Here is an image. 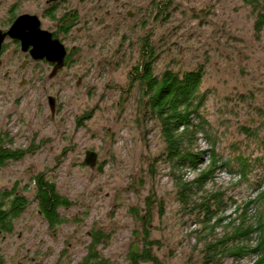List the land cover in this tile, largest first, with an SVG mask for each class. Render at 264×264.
<instances>
[{"label":"rangeland","instance_id":"rangeland-1","mask_svg":"<svg viewBox=\"0 0 264 264\" xmlns=\"http://www.w3.org/2000/svg\"><path fill=\"white\" fill-rule=\"evenodd\" d=\"M48 1L0 0L3 30L25 13L37 15L50 31H58L66 13L76 16L70 32L58 34L70 56L53 77V66L33 60L16 40L3 44L0 137L30 152L0 168V190L16 187L31 202L14 232L0 236L5 264H78L92 229L109 235L99 251L110 264H129L128 251L140 241L141 216L148 209L163 264H202L199 226L180 211L175 184L160 159L165 148L160 126L143 116L132 71L144 45L154 52L157 74L204 69L206 133L199 146L218 151L223 166L213 188L223 190L231 206L227 215L233 213L236 204L264 188L258 146L264 136V26L257 29V14L243 0ZM50 95L56 100L54 117ZM87 150L98 154L94 168L85 162ZM239 152L251 156L247 178L233 162ZM39 173L72 203L60 208L65 221L55 229L38 209L33 177ZM250 211L253 216L257 208Z\"/></svg>","mask_w":264,"mask_h":264},{"label":"trees","instance_id":"trees-1","mask_svg":"<svg viewBox=\"0 0 264 264\" xmlns=\"http://www.w3.org/2000/svg\"><path fill=\"white\" fill-rule=\"evenodd\" d=\"M243 1L257 14L256 26L261 29L264 26V0ZM75 19L72 13L64 15L60 19L61 30L68 32ZM143 49L142 60L134 66L132 78L139 83L143 116L160 126L165 143L160 159L167 164L175 184V198L180 211L199 226L197 241L202 244V264H227L228 260L240 264L246 258L253 259L246 264H264V188L242 205L236 204L233 213L227 215L231 206L225 193L213 188L217 170L223 166L219 153L214 146L211 153L199 146L201 134L206 133L203 125L206 100L202 91L204 69L198 67L183 72L166 69L157 74L153 50L146 45ZM7 140L0 137V168L10 161L23 159L30 152L29 148L7 145ZM258 146L264 154V136ZM250 158L239 152L233 159L237 172L243 178H247L252 171ZM261 159H255L257 165L262 164L259 162ZM226 164L229 165V162ZM190 172H196L195 176L190 178ZM33 183L40 214L51 229L59 227L65 221L59 210L70 207L71 201L59 193L56 183L45 173L35 175ZM30 203L16 187L0 190V236L14 232L16 221ZM255 207L257 212L252 216L250 210ZM141 220L140 241L130 246L127 255L129 264H163L155 251L158 241L152 238V214L149 209ZM90 236L88 252L78 264H110L109 259L99 251V245L109 235L101 229H92ZM0 264H5L1 252Z\"/></svg>","mask_w":264,"mask_h":264},{"label":"water","instance_id":"water-1","mask_svg":"<svg viewBox=\"0 0 264 264\" xmlns=\"http://www.w3.org/2000/svg\"><path fill=\"white\" fill-rule=\"evenodd\" d=\"M56 0H50L54 2ZM7 38L20 42L22 52L29 53L33 60H43L54 64L50 77H53L66 64L67 49L60 39L54 38L52 32L42 29L41 20L35 14H21L16 17L7 30L0 28V60L3 44ZM48 103L52 116L56 112V100L50 95ZM85 162L96 167L98 154L93 150L86 151Z\"/></svg>","mask_w":264,"mask_h":264},{"label":"flooded vegetation","instance_id":"flooded-vegetation-1","mask_svg":"<svg viewBox=\"0 0 264 264\" xmlns=\"http://www.w3.org/2000/svg\"><path fill=\"white\" fill-rule=\"evenodd\" d=\"M61 0H56V1H54V2H50V0L48 1V3H56V2H60ZM54 7H52L51 9H49L48 11H49V16H52V17H54V14H55V9H53ZM70 13V12H69ZM66 14H68V13H66ZM65 14V15H66ZM72 14H74L73 12H72ZM64 16V15H63ZM62 18V17H61ZM60 18V19H61ZM60 19H59V24H58V31H50V30H48V29H45L43 26H42V22H41V27H42V29H45V30H48V31H50V32H52V34H53V37L54 38H58V39H60L61 40V42L64 44V42L62 41V39L59 37V33H68V32H70V30H71V28L73 27V23L71 24V26L69 27V30H68V32H64V31H62L61 30V24H60ZM17 42H19V41H17ZM20 43V42H19ZM65 45V44H64ZM66 49H67V47H66ZM67 56H66V64H68V62H69V56H70V52H69V50L67 49ZM44 61H46L45 59H43ZM47 62V61H46ZM47 63H49V62H47ZM49 64H51L53 67H54V64H52V63H49ZM66 64H65V66H66ZM64 66V67H65Z\"/></svg>","mask_w":264,"mask_h":264}]
</instances>
